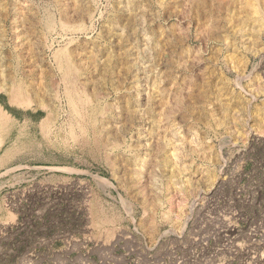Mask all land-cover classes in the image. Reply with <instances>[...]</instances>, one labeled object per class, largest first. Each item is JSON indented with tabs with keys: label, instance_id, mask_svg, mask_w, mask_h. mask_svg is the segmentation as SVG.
<instances>
[{
	"label": "rangeland",
	"instance_id": "rangeland-1",
	"mask_svg": "<svg viewBox=\"0 0 264 264\" xmlns=\"http://www.w3.org/2000/svg\"><path fill=\"white\" fill-rule=\"evenodd\" d=\"M240 3L0 0V264H264V2Z\"/></svg>",
	"mask_w": 264,
	"mask_h": 264
},
{
	"label": "bare ground",
	"instance_id": "bare-ground-1",
	"mask_svg": "<svg viewBox=\"0 0 264 264\" xmlns=\"http://www.w3.org/2000/svg\"><path fill=\"white\" fill-rule=\"evenodd\" d=\"M220 1V0H219ZM239 2V1H238ZM240 2L243 4V5H246V6H248L247 8H251V7H254L255 5L257 6V4H260V3H263L264 2V0H240ZM240 3V4H241ZM250 8L249 9H247V10H250ZM255 9V8H254ZM243 12V11H242ZM256 12V11H255ZM233 14V13H232ZM241 14V13H240ZM258 14V13H257ZM259 15V14H258ZM252 17V16H251ZM255 17V16H254ZM244 18V17H243ZM252 19V18H251ZM260 23H261V21H260ZM255 25V24H254ZM264 26V25H263ZM254 30V29H253ZM261 32V31H260ZM58 55V54H57ZM60 55V54H59ZM65 55H66V58H65V60L63 59V60H60V59H58V57L56 56V62H59V69H60V71H61V75H62V78L60 79V81H62V85H60V86H63V91H64V94L66 95V96H64V97H67V101H68V104H69V106H70V108H71V111H73V112H75L76 114H78V115H80L79 114V112L80 111H78L79 110V107H78V103H79V105H80V102H81V105H82V103L83 102H86V107H87V104H88V102H90L89 100H90V98L88 97V99H87V97L85 98V97H82L81 95H80V93H81V90L80 89H82L81 87H80V89L78 88V86H77V82L78 81H76L74 78H75V75L73 76V74H74V72L75 71H77V70H75L74 71V69H73V67H75V65L73 66V63L74 62H72V59H71V57L70 58H68L69 57V53H68V57H67V54L65 53ZM60 58V57H59ZM73 58V57H72ZM62 59V58H61ZM58 60V61H57ZM60 60V61H59ZM74 60V59H73ZM78 71H80V70H78ZM82 71H84V70H82ZM81 72V71H80ZM80 74V73H79ZM59 75V74H58ZM76 75H78V74H76ZM83 75V74H82ZM80 77H81V75H80ZM77 78H78V76H77ZM20 79V78H19ZM21 80V79H20ZM82 80V79H81ZM89 80V79H88ZM22 81V80H21ZM59 81V82H60ZM80 82V81H79ZM18 83V82H17ZM85 83V82H84ZM89 83V82H88ZM18 84H20V83H18ZM86 85H88L87 84V82H86ZM6 86V85H5ZM14 86V85H13ZM83 86V85H82ZM10 87V86H9ZM15 87H16V85H15ZM84 87H85V85H84ZM83 87V88H84ZM88 87V86H87ZM11 88H12V86H11ZM4 89H6V88H4ZM61 89V88H60ZM10 91V90H9ZM27 91V90H26ZM61 91V90H60ZM84 91H86V87H85V90ZM89 91V90H88ZM88 91H86V92H88ZM56 92H58V91H56ZM86 92H83L84 93V95H85V93ZM6 93H9V92H6ZM60 93V92H59ZM57 94V97H58V93H56ZM8 95V94H7ZM26 95V94H25ZM24 96V89H23V87H22V85H19L18 87H16V88H12L11 89V92H10V97L11 98H13V100H15V101H17L18 103H21L22 104V102H20V101H22V99L24 98L23 97ZM63 97V98H64ZM92 97V96H91ZM62 98V99H63ZM59 100V99H58ZM62 101V100H61ZM88 101V102H87ZM92 101V100H91ZM95 101V100H94ZM43 103H45L44 101H43ZM42 101L41 102H39L38 101V105L37 106H43L42 104ZM93 103V102H92ZM98 103H100L99 101H98ZM84 104V103H83ZM94 104H96L95 102H94ZM91 105V104H90ZM68 107V106H67ZM85 107V106H84ZM98 107H100V106H97V108ZM49 108V107H48ZM51 108V107H50ZM57 108V107H56ZM91 108V107H90ZM95 108V107H94ZM104 108V107H103ZM58 109V108H57ZM89 109V108H88ZM102 109V108H101ZM100 109V110H101ZM82 110V109H81ZM85 110H87L86 108H85ZM53 111V110H52ZM99 111V110H98ZM102 111V110H101ZM55 112H57L56 110H55ZM70 112V111H69ZM89 112V111H88ZM88 112H87V114H88ZM90 112H92L91 110H90ZM97 112V111H96ZM104 112V111H103ZM86 113V112H85ZM95 112H92V114H94ZM57 114V113H56ZM55 114V115H56ZM75 114V115H76ZM82 114H83V112H82ZM90 114V113H89ZM100 114V113H99ZM99 114L97 115V116H99ZM58 115V114H57ZM56 115V116H57ZM74 115V116H75ZM91 115V114H90ZM101 115H102V113H101ZM56 116H55V118H56ZM88 116V115H87ZM95 116V115H94ZM93 116V117H94ZM104 116V115H103ZM79 117V116H78ZM80 117H82V116H80ZM84 117V116H83ZM92 117V118H93ZM83 119V118H82ZM84 119H86V114H85V118ZM93 119H95V118H93ZM92 120V119H91ZM98 120V119H97ZM94 122H95V120H94ZM93 122V123H94ZM97 122V121H96ZM102 122V121H101ZM93 123H91L92 125H93V127H95V124H93ZM98 123V122H97ZM100 123V122H99ZM1 126H2V124L0 123V128H1ZM1 143H2V140H0V145H1ZM166 217V216H165ZM168 217V216H167ZM124 233H125V231H124ZM123 233L121 232V235H122ZM127 234V233H126ZM130 234H131V232H130ZM120 235V234H119ZM129 236V235H128ZM138 236V235H137ZM162 237V236H161ZM89 238V237H88ZM94 238V237H93ZM132 238V237H131ZM84 239V238H83ZM87 239V238H86ZM134 239V238H133ZM89 240H91V239H89ZM94 240V239H93ZM96 240V239H95ZM114 240H115V238H114ZM117 240H118V238H117ZM137 240V239H136ZM97 241V240H96ZM95 241V242H96ZM142 241V240H141ZM168 241V240H167ZM116 242V241H115ZM122 242V241H121ZM112 243V242H111ZM128 243V242H127ZM130 243V242H129ZM128 243V244H129ZM132 243V242H131ZM130 243V244H131ZM137 243V242H136ZM168 243H170V242H168ZM125 244V243H124ZM163 244H164V242H163ZM176 244V243H175ZM97 245H98V243H97ZM135 244H132V246H134ZM179 245V244H178ZM205 245V244H204ZM111 246H114V244L113 245H111ZM130 247H131V245H129ZM129 246H127V247H129ZM136 247H137V245H135ZM146 246V245H145ZM150 246V245H149ZM148 246V247H149ZM181 246V245H180ZM94 247V246H93ZM95 247H96V245H95ZM98 247H99V245H98ZM121 247V246H120ZM178 247V246H177ZM104 248H106V247H104ZM108 248H110V247H108ZM114 248V247H113ZM135 248V247H134ZM145 248H147V247H145ZM154 248V247H153ZM162 248V247H161ZM183 248V247H182ZM131 249V248H130ZM151 249V248H150ZM155 249V248H154ZM165 249V248H164ZM112 250V249H111ZM115 250V249H114ZM128 250V249H127ZM148 250V249H147ZM166 250H167V248H166ZM145 251V250H144ZM149 251V250H148ZM147 251V252H148ZM160 251V250H159ZM163 251V250H162ZM172 251V250H171ZM106 252V251H105ZM128 252H130V251H128ZM132 252V251H131ZM146 252V253H147ZM174 252H175V250H174ZM173 252V253H174ZM179 252H182V251H179ZM135 253V252H134ZM145 253V254H146ZM156 253H157V250H156ZM163 253H166V251L165 252H162V254ZM176 253V252H175ZM183 253V252H182ZM129 254V253H128ZM158 254H160V253H158ZM194 254V253H193ZM108 255V254H107ZM110 255V254H109ZM142 255H144V254H142L141 253V256ZM156 255V254H155ZM173 255V254H172ZM195 255V254H194ZM105 256V255H104ZM110 256H112L113 257V255H110ZM115 256V255H114ZM123 256V255H122ZM145 256V255H144ZM147 256V255H146ZM158 256V255H157ZM161 256V255H160ZM159 256V257H160ZM108 257V256H107ZM118 257V256H117ZM135 257V256H134ZM149 257H153V256H149ZM172 257V256H171ZM106 258V257H105ZM115 258L116 257H114L113 259L115 260ZM121 258V257H120ZM150 258V259H151ZM154 258V257H153ZM161 258V257H160ZM184 257H182V260L184 261V259H183ZM108 259V258H107ZM122 259V258H121ZM137 259V258H136ZM146 259V258H145ZM167 259V258H166ZM169 259V261H170V259L171 258H168ZM177 259H179V258H177ZM152 260V259H151ZM165 260V259H164ZM172 260V259H171ZM173 260H175V259H173ZM118 261V260H117ZM116 261V262H117ZM119 261H121V260H119ZM118 261V262H119ZM124 261V260H123ZM122 261V262H123ZM130 261V260H129ZM135 261V260H134ZM153 261H155V260H153ZM163 261V260H162ZM180 261V260H179ZM126 262V261H125ZM125 262H124V264H125ZM140 262V261H139ZM151 262V261H150ZM160 262H161V260H160ZM165 262V261H164ZM171 262V261H170ZM174 262V261H173ZM181 262V261H180ZM129 263V262H128ZM141 263V262H140ZM175 263H176V261H175ZM116 264V263H115ZM119 264H120V262H119ZM122 264V263H121ZM146 264V263H145ZM152 264H153V262H152ZM162 264V263H161ZM164 264V263H163ZM181 264H183V262L181 263ZM185 264V263H184Z\"/></svg>",
	"mask_w": 264,
	"mask_h": 264
}]
</instances>
